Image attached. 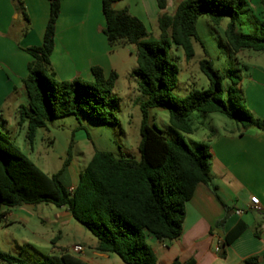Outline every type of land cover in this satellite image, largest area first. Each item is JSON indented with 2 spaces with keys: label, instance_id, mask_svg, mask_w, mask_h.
Wrapping results in <instances>:
<instances>
[{
  "label": "trees",
  "instance_id": "16d2710c",
  "mask_svg": "<svg viewBox=\"0 0 264 264\" xmlns=\"http://www.w3.org/2000/svg\"><path fill=\"white\" fill-rule=\"evenodd\" d=\"M15 10L22 14L27 26L28 18L22 0H13ZM120 0H103L102 29L111 48L131 45L136 57L132 76L140 82L138 90L145 97L141 106L142 122L138 145L139 160L116 156L111 152L95 150L72 192L60 182L61 172L48 176L14 147L0 133V221L3 209L40 204L65 208L78 224L97 240L95 250L117 256L123 264H156V256L147 244V235L159 242L178 240L183 232L185 204L191 200L199 185L211 181L209 159L204 145L199 153L181 138L168 139L148 125V111H168L169 125L182 134H192L190 116L195 113H219L242 128H256L264 133V120L255 118L243 104L235 76L226 91L224 77L203 60L200 70L208 79L205 90H192L185 97L173 95L177 84V69L168 59L172 45L181 48L186 61L194 55L192 41H199L196 23L201 16L218 26L224 19L228 23L224 38L229 49L237 54L243 50L264 52V37H253L237 32L236 23L241 12L248 8L246 0H184L173 15L158 17V38L149 34L128 9L115 10ZM160 11L167 0H155ZM62 0H48L49 16L42 44L25 50L31 57L27 76L22 85L27 104L18 108L19 124L27 123L26 139L34 144L38 129L46 123L67 116L86 115L94 122L107 126L117 125L111 110L115 99L111 97L117 74L105 77L100 67L91 69V81H59L50 63L54 50L55 25ZM264 10V0H259ZM67 165L65 164V167ZM225 217L216 226L224 225ZM246 229L238 223L224 237L219 257ZM258 236V234L255 233ZM0 260L7 264H26L24 261L0 252ZM251 257L245 264H257ZM193 260L171 264H194ZM39 264H86L69 254L44 258Z\"/></svg>",
  "mask_w": 264,
  "mask_h": 264
},
{
  "label": "crops",
  "instance_id": "0c3cea01",
  "mask_svg": "<svg viewBox=\"0 0 264 264\" xmlns=\"http://www.w3.org/2000/svg\"><path fill=\"white\" fill-rule=\"evenodd\" d=\"M102 1L62 0L50 57L59 81H91L93 67H100L105 77L117 71L118 54L108 45L102 32L105 27ZM182 1L167 0L163 11L158 9L155 0H120L113 8H127L146 30L151 26L158 29L159 15H173ZM22 2L28 18L27 32H24L27 24L22 14L15 10L14 1L0 0V112L24 90L22 80L27 76L31 61L25 50L42 44L48 21V0ZM151 35L159 36L153 32ZM261 59L264 64V58ZM255 70L257 76H252L250 82L255 84L257 92L264 94V66ZM256 81L262 84L258 85ZM255 99L250 112L264 120V97L256 96ZM210 150L211 181L208 185L197 186L193 197L185 204L181 237L170 243L150 237L156 264H171L174 260L181 263L193 260L194 264H245L251 257H258L257 264H264V133L256 128L236 127L214 140ZM76 185L66 188L73 190ZM252 196L259 199L261 210L258 213L249 208ZM226 209L229 213L224 225L216 226L225 217ZM239 210H242L241 214L236 213ZM3 211L5 219L9 209ZM63 212L65 217L58 219L60 224L70 225L72 217L67 209L63 208ZM241 222L246 229L226 248L225 257H219L216 248H221L225 235ZM77 245L83 247L81 253L67 254L86 264H123L111 254L97 252L96 239L90 240L88 251L84 244Z\"/></svg>",
  "mask_w": 264,
  "mask_h": 264
},
{
  "label": "rangeland",
  "instance_id": "374dc122",
  "mask_svg": "<svg viewBox=\"0 0 264 264\" xmlns=\"http://www.w3.org/2000/svg\"><path fill=\"white\" fill-rule=\"evenodd\" d=\"M246 1L248 8L245 7L237 20V32L263 38L264 10L261 9L259 0ZM227 23L228 19H224L215 26L204 15L198 18L196 32L199 41H192L194 55L189 61L185 60L181 48L171 46L168 59L177 69V84L173 95L183 98L192 90L208 88V79L200 70V63L207 60L224 77V91L232 84L235 76L240 77L237 88L243 96L244 108L250 112L256 96L264 97L262 92L254 89L255 84L250 82L252 76H257L255 69L264 66L261 59L264 58V52L243 50L234 54L224 38ZM147 31L149 38H154L152 32L159 35V30L154 26L147 27ZM113 49L118 58L115 72L117 80L111 95L115 104L111 110L117 119V125L100 124L84 114L55 119L47 122L45 128L37 130L31 147L26 139L27 123L20 125L18 118V108L27 104L25 91L19 92L0 112V133L44 174L52 176L61 172L59 179L65 187L77 184L79 175L84 172L95 150L139 160L141 106L146 99L138 90L140 80L131 74L136 68L133 46H115ZM256 84L262 83L256 81ZM250 113L257 118L252 111ZM147 116L148 125L166 138H181L197 153L200 145H204L207 147L205 152L210 156L214 140L241 127L219 113L195 112L190 116L193 133L187 135L177 132L169 125L167 110L150 109ZM64 217L63 208L47 204L9 209L6 218L0 221V252L26 264H39L46 257L60 256L61 252L72 253L69 250L77 244H84L88 251L90 240L94 241L95 238L75 220H71V224L67 226L60 224L58 219L64 220ZM148 237L146 242L152 247L150 237H153ZM112 257L119 259L114 255ZM0 264L7 263L0 260Z\"/></svg>",
  "mask_w": 264,
  "mask_h": 264
},
{
  "label": "built area",
  "instance_id": "2783aa9c",
  "mask_svg": "<svg viewBox=\"0 0 264 264\" xmlns=\"http://www.w3.org/2000/svg\"><path fill=\"white\" fill-rule=\"evenodd\" d=\"M70 192H72V189L69 190ZM249 208L255 212H260L261 210V207H260V203H259V199L255 196H252L250 198V205H249ZM237 214H241L242 213V210H239L236 212ZM83 251V247L80 246V245H76V246H73L71 249H70V252L74 253V254H79ZM219 251V247L216 248V252Z\"/></svg>",
  "mask_w": 264,
  "mask_h": 264
}]
</instances>
